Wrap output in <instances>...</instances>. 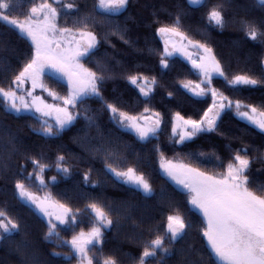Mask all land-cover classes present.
Instances as JSON below:
<instances>
[{
  "label": "trees",
  "instance_id": "obj_1",
  "mask_svg": "<svg viewBox=\"0 0 264 264\" xmlns=\"http://www.w3.org/2000/svg\"><path fill=\"white\" fill-rule=\"evenodd\" d=\"M74 3L79 15H91L96 24L91 28L100 41L98 49L85 65L98 71L97 61L108 70L101 92L108 103H114L132 115L143 113L145 107L159 112L163 117L161 131L149 141L140 140L133 132L122 129L111 119L110 112L97 98H87L77 106L80 117L70 127L55 136H45L38 131L40 119L32 113L6 111L0 100V210L20 224V230L5 235L0 241V264H76L72 250L45 239L47 222L29 204L19 198L15 184L21 180L32 191L40 192L38 179L33 172L32 159L54 165L57 156H64L70 169L68 176H61L55 166L43 172L47 180L46 190L54 199L74 211L79 209L77 226L73 230L60 227V235L70 240L73 232L90 230L93 225L91 203H97L108 213L113 224L103 233L102 242L90 251L93 264L106 257H113L118 264H138L144 244L156 235L166 234L167 216L179 214L185 219V235L171 243L172 253L163 259L149 258L146 264H212L208 260L211 251L207 247L202 230L203 215L195 209L187 191L179 188L160 168L159 146L167 159H178L199 167L210 174L225 171L227 162L235 151L248 149L253 159L250 169L253 184L264 182V132L236 117L233 109L221 114L217 122L219 131L198 134L191 140L178 144L172 139L173 117L176 112L198 119L212 103L210 96L189 93L182 82H198L197 72L178 56L169 58V67L160 64L163 43L156 29V21L171 24L180 15L181 30L191 39L206 43L213 49L226 75H250L260 81L254 87L239 90L216 77L213 85L231 99L260 106L264 102V43L253 41L246 35L243 21L253 22L264 31V4L257 0H204L203 5L189 0H130L126 11L115 15L111 22L100 21L103 14L93 11L96 0H63ZM33 2L19 0L13 15L24 18ZM223 4L228 22L223 28L209 23L207 13L213 5ZM77 16L75 10L65 16L62 12L60 26H65ZM116 25L126 31L125 43L117 34H111ZM108 34L105 39V34ZM30 40L14 26L0 20V86L7 87L29 58ZM142 72L156 77L158 86L148 97H143L136 86L130 84L127 75ZM49 88L66 95L67 86L57 79L46 77ZM172 95L169 96L168 93ZM46 97H48L46 95ZM84 110L95 115V126L89 127L83 118ZM56 131V129H53ZM14 138V139H13ZM100 149V151H97ZM114 153L107 160L114 167L124 170L133 167L143 173L152 186L151 194H144L136 187L117 180L105 168L104 151ZM203 153L199 158L189 153ZM243 154V153H241ZM222 164L224 166H222ZM91 169L89 177L95 186L84 181V173ZM29 174H32L30 178ZM57 176L56 182H49ZM102 249V251H101ZM60 253V255H53ZM203 258V261L201 260ZM215 260V257H213Z\"/></svg>",
  "mask_w": 264,
  "mask_h": 264
},
{
  "label": "snow or ice",
  "instance_id": "obj_2",
  "mask_svg": "<svg viewBox=\"0 0 264 264\" xmlns=\"http://www.w3.org/2000/svg\"><path fill=\"white\" fill-rule=\"evenodd\" d=\"M190 2L203 5L204 0ZM261 3L264 4V0H261ZM129 5L130 0H96L93 11L103 14L101 23L105 21L110 23L115 15L126 11ZM18 7L19 0H0V20L14 26L31 41L29 58L23 63L18 74L7 87L0 86V100L3 101L6 111L39 113L38 131L45 136H55L73 125L80 117L81 112L77 110V106L83 104L87 98L94 97L100 100L103 107L110 112L111 119L121 128L131 129L142 141H149L153 137L158 139L157 133L161 131L163 122L161 114L145 107L143 113L132 115L116 104L108 103L101 88L106 79L110 78V73L100 61L96 62L98 71L86 67L85 61L95 54L100 44L96 33L91 30L96 24L93 16L90 14L80 16V9L74 3L41 0L39 3L33 2L21 20L12 14ZM70 10H75L77 16L70 23L66 22L65 26H60L62 12L67 16ZM180 19V15L177 14L171 24L156 21L160 24L156 31L164 38V52L160 64L168 68L169 58L175 52L182 53L191 62L199 77L198 83L186 81L182 82V86L196 96H210L212 103L198 119L190 116L185 118L176 112L172 124L173 138L177 143L183 144L198 134L219 131L217 121L221 119V114L229 109H234L240 119L248 121L264 132V102L257 106L241 99H231L213 85V80L217 76L222 77L226 85L236 90L245 86L254 87L260 81L246 74L233 75L229 78L213 49L206 43L191 39L181 30ZM207 19L210 24L223 28L228 22L224 5H213L207 13ZM242 23L248 37L253 41L260 38L264 43V31H260L251 21L244 20ZM111 34L119 35L125 43L131 42L125 39L126 31L120 25H116ZM107 36L106 33L105 39ZM190 48L196 50V56L189 51ZM45 77L66 80L68 94L61 96L53 91L46 85ZM126 79L136 86L145 98H148L158 86L156 77H149L142 72L129 74ZM38 88L46 91L59 103H48L41 96L34 95ZM168 95L171 96L172 93L169 92ZM83 118L89 127L95 126L94 114L89 115L88 111L84 110ZM54 127L56 131L53 130ZM155 151L159 153L160 168L187 190L191 205L199 209L205 218L202 234L207 240V247L211 250L208 260L212 261V264H264V182L253 184L250 171L253 159L249 157L248 149L241 148L235 151L227 162L225 171L215 174L202 171L191 164L174 163L166 159L158 145L155 146ZM189 155L199 158L204 154L193 152ZM104 156L105 168L109 173L135 185L145 193L152 192V186L143 173H138L133 167L120 170L112 163H108V159L115 157L114 153L105 150ZM32 164L41 187H46L43 176L46 168L55 166L58 172L70 174V169L66 166L67 161L62 155L56 157L54 165L43 164L35 158L32 159ZM90 172L91 169L84 173L85 182L89 180ZM31 175L26 178H30ZM55 179L56 177H52L53 181ZM15 188L20 199L30 203L47 217L45 239L52 243L60 241L58 246H67L72 250L73 256H66L65 259L75 258L78 264H93L95 257L89 253L102 242V229L113 224L103 207L97 203L88 205L95 218L93 226L88 232L83 229L73 232L70 240H64L60 235V226L65 230H73L77 226V215L80 210L74 211L66 204L53 201L50 194L43 197L37 195L21 180L16 181ZM186 227L184 217L179 214L168 215L166 234L169 241L174 242L177 238H182L186 234ZM19 230L20 224L6 211L0 210V240L6 238L5 234L11 235ZM164 245V237L160 235L148 240L144 244L138 264H146L149 258L157 257L158 252L169 253V249ZM201 260L203 261V258ZM97 264L101 262L98 261ZM102 264L118 262L109 256L102 260Z\"/></svg>",
  "mask_w": 264,
  "mask_h": 264
},
{
  "label": "rangeland",
  "instance_id": "obj_3",
  "mask_svg": "<svg viewBox=\"0 0 264 264\" xmlns=\"http://www.w3.org/2000/svg\"><path fill=\"white\" fill-rule=\"evenodd\" d=\"M190 1V0H189ZM49 2H52V0H49ZM61 3H63V4H68L67 2H65V1H63V0H61ZM54 6H56V5H54ZM22 20V19H21ZM212 25H214V24H212ZM215 26V25H214ZM217 27V26H216ZM160 38H161V41H162V43H163V52H164V38L163 37H161L160 36ZM31 42V41H30ZM189 51L193 54V56H196L197 55V53H196V50L195 49H189ZM174 56H178V57H180V58H182L183 60H185L186 62H188L189 63V65L192 67V65H191V62L187 59V57L186 56H184L182 53H180V52H175L171 57H174ZM87 67V66H86ZM193 68V67H192ZM195 70V69H194ZM196 71V70H195ZM217 77H219V76H217ZM46 78V77H45ZM54 79H56V78H54ZM58 81H60V82H62V83H64L66 86H67V89H68V85H67V81L66 80H63V79H57ZM199 82V81H198ZM197 82V83H198ZM46 83V82H45ZM47 85V84H46ZM48 86V85H47ZM49 87V86H48ZM53 90V89H52ZM189 93H191V94H193L192 92H190L188 89H186ZM53 91H55V90H53ZM55 92H57L59 95H61V96H63V94H61V93H59L58 91H55ZM67 94H68V90H67ZM66 94V95H67ZM34 95H37V96H41L46 102H48V103H59V101H54L53 99H52V97H50L49 95H48V93L46 92V91H42L41 89H36V91H35V93H34ZM46 95L48 96V97H46ZM194 95V94H193ZM234 110V109H233ZM21 113H32V114H35L38 118H40V114L39 113H36L35 111H25V112H21ZM234 114H235V110H234ZM145 115H148L147 113H145ZM236 115V114H235ZM236 117H238L237 115H236ZM174 118V117H173ZM239 118V117H238ZM242 120V119H241ZM244 121H246V120H244ZM49 122L51 123L52 122V120H49ZM218 122V121H217ZM246 122H248V121H246ZM249 123V122H248ZM55 128V127H54ZM122 129H125V128H122ZM125 130H129V131H131V132H133L134 134H135V132L134 131H132L131 129H125ZM136 135V134H135ZM171 135H172V139L176 142V139L175 138H173V133H172V131H171ZM194 138V137H193ZM177 143V142H176ZM178 144H180V143H178ZM167 159V158H166ZM168 160H171V161H173L174 163H181V161L180 160H178V159H168ZM182 163H184V162H182ZM186 164V163H185ZM162 171H163V169H161ZM163 173L165 174V172L163 171ZM59 174L61 175V176H68V175H64L63 173H61V172H59ZM113 175V174H112ZM166 175V174H165ZM114 176V175H113ZM54 177H56V179H55V181H53L52 180V177L49 179V182H56L57 180H58V177L57 176H54ZM115 177V176H114ZM168 177V176H167ZM117 180H119V181H121V182H124L123 180H121V179H119V178H117V177H115ZM175 185H177L179 188H181V189H183V190H185V191H187L186 189H184V187L182 186V185H179V184H177L174 180H172L170 177H168ZM45 180V184H46V186H47V180L46 179H44ZM38 182H39V180H38ZM124 183H126V182H124ZM86 184L87 185H89V186H95L96 185V183H95V181L94 180H92L90 177H89V180L86 182ZM126 184H130V183H126ZM130 185H132V186H134V187H136L135 185H133V184H130ZM46 187H41L40 186V192H35V191H33V192H35L37 195H39V196H41V197H43V196H45L46 194H50V198L53 200V201H56L55 199H54V197L51 195V193L48 191V190H46L45 189ZM137 188V187H136ZM138 189V188H137ZM31 190V189H30ZM140 191H142L141 189H139ZM32 191V190H31ZM143 192V191H142ZM152 192H153V190H152ZM151 192V193H152ZM144 194H151V193H145V192H143ZM25 202V201H24ZM27 203V202H26ZM27 204H29L30 206H32L43 218H44V220L47 222V217H45L43 214H41L33 205H31L30 203H27ZM194 207V206H193ZM195 208V207H194ZM195 209H197V208H195ZM201 214H202V212L199 210V209H197ZM53 211H55V209H53ZM203 215V214H202ZM204 217V216H203ZM92 218H93V224L95 223V218H94V216H93V214H92ZM205 219V218H204ZM93 226V225H92ZM60 227H63V226H60ZM64 228V227H63ZM109 227H105V228H103L102 229V232L104 233V231L106 230V229H108ZM89 231V230H88ZM88 231H85V232H88ZM5 235H7V234H5ZM168 239V238H167ZM177 239H179V238H177ZM1 241V240H0ZM168 242L169 243H167V242H165V247L166 248H168L169 249V253H167V254H165V253H163V252H158L157 253V257H155L156 259H163L164 257H166V256H169L171 253H172V247H171V243L172 242H170L169 241V239H168ZM206 242H207V240H206ZM76 264H78V262L76 263Z\"/></svg>",
  "mask_w": 264,
  "mask_h": 264
},
{
  "label": "water",
  "instance_id": "obj_4",
  "mask_svg": "<svg viewBox=\"0 0 264 264\" xmlns=\"http://www.w3.org/2000/svg\"><path fill=\"white\" fill-rule=\"evenodd\" d=\"M257 1H258L260 4H262V3H261V0H257Z\"/></svg>",
  "mask_w": 264,
  "mask_h": 264
}]
</instances>
